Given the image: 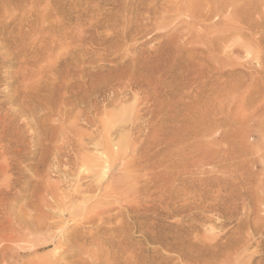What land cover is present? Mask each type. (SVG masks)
<instances>
[{
    "label": "rangeland",
    "instance_id": "1",
    "mask_svg": "<svg viewBox=\"0 0 264 264\" xmlns=\"http://www.w3.org/2000/svg\"><path fill=\"white\" fill-rule=\"evenodd\" d=\"M260 199L264 0H0V264H206Z\"/></svg>",
    "mask_w": 264,
    "mask_h": 264
},
{
    "label": "bare ground",
    "instance_id": "2",
    "mask_svg": "<svg viewBox=\"0 0 264 264\" xmlns=\"http://www.w3.org/2000/svg\"><path fill=\"white\" fill-rule=\"evenodd\" d=\"M218 1L220 2V0H218ZM244 11L246 12V10H244ZM229 23H230V21H229ZM105 169L107 170V168H105ZM108 172H109V170H108ZM101 174H103V173H101ZM107 175H109V174L107 173ZM105 177L106 176H104V178ZM260 200H262V199H260ZM62 206L63 205H61V207ZM61 210H62V208H61ZM64 210L65 209H64V206H63V211ZM57 211H59V209ZM65 212H67V210L63 212V215H64ZM255 214L256 215L254 217H252L251 215H248V214L246 215L245 214V216L240 218L241 222H239L240 219H238L239 220L238 221L239 222V227H237V230L235 231V232L238 233V236L237 235L234 236L233 238L230 239L229 242L228 241L226 243L224 242L225 243L224 244V251H222V253H219V254L216 253V252L213 253V255L211 257L212 260L211 261H207L206 264H263L264 263V242L262 240H259V241L253 240V239H255L253 237H255L257 235L262 236V234L264 232V200L260 201V206L258 207V211ZM48 225H49V223H48ZM205 230H206V228H205ZM232 232H234V230ZM253 243L256 244V250L253 251V253L249 254L247 249ZM213 247H214V245H213ZM246 256L247 257L249 256V259L247 261H245V259H244V257H246Z\"/></svg>",
    "mask_w": 264,
    "mask_h": 264
}]
</instances>
